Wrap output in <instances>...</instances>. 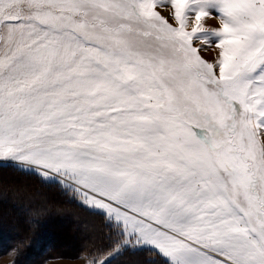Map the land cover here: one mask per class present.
Listing matches in <instances>:
<instances>
[{"label": "snow or ice", "instance_id": "obj_1", "mask_svg": "<svg viewBox=\"0 0 264 264\" xmlns=\"http://www.w3.org/2000/svg\"><path fill=\"white\" fill-rule=\"evenodd\" d=\"M5 168L101 217L88 264H264V0H0Z\"/></svg>", "mask_w": 264, "mask_h": 264}, {"label": "trees", "instance_id": "obj_2", "mask_svg": "<svg viewBox=\"0 0 264 264\" xmlns=\"http://www.w3.org/2000/svg\"><path fill=\"white\" fill-rule=\"evenodd\" d=\"M8 187L0 196V257L14 253L8 264H44L54 258L88 257L93 246L107 245L115 234L102 223L101 217L82 207L71 194L41 185L35 178L24 177L11 168L2 170ZM29 186L31 196L20 194L14 185ZM42 193L43 195H35ZM17 256L10 249L19 243ZM113 264H161L146 252L117 257Z\"/></svg>", "mask_w": 264, "mask_h": 264}, {"label": "rangeland", "instance_id": "obj_3", "mask_svg": "<svg viewBox=\"0 0 264 264\" xmlns=\"http://www.w3.org/2000/svg\"><path fill=\"white\" fill-rule=\"evenodd\" d=\"M164 15H167V9L163 11ZM206 26L210 28L219 27V18H209L205 21ZM206 58L211 59L215 52L210 49L206 54ZM14 259V253H9L5 256L0 257V264H8ZM44 264H88V257L86 255L77 258H54L47 260Z\"/></svg>", "mask_w": 264, "mask_h": 264}]
</instances>
